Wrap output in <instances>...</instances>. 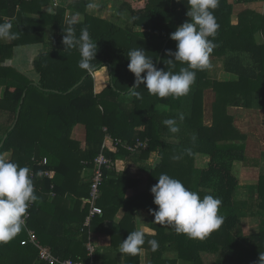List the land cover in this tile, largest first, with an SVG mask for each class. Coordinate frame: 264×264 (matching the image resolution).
Returning <instances> with one entry per match:
<instances>
[{
    "label": "trees",
    "instance_id": "16d2710c",
    "mask_svg": "<svg viewBox=\"0 0 264 264\" xmlns=\"http://www.w3.org/2000/svg\"><path fill=\"white\" fill-rule=\"evenodd\" d=\"M92 1L61 0L55 6L53 0H0V23L11 22L12 31L17 34V39L9 43L0 40V83L4 85L0 117H5L0 125L6 126L0 137V155L13 151L11 161L31 170L40 199L31 205L28 226L36 232L39 244L61 259L89 261L86 244L90 234L105 232L109 244L104 251L96 247L95 261L141 264V253L121 254L120 245L130 232L137 230L136 211L145 208L149 212L158 207L150 189L158 183L159 175L166 173L198 192L201 198L209 194L219 197L220 214L225 219L218 230L204 239L189 238L174 227L155 221L154 233L144 232L143 248L149 253L150 264H259L260 256H264V168L256 185L258 209L255 214L253 211V216L260 219L259 231L242 237L240 224L246 214L245 204L235 198L240 186L235 165L248 160L247 135L234 125L229 108L264 109V42L257 39L258 33L264 35V13L247 9L233 23V1L220 0L214 10L220 27L214 38L216 47L210 54L211 67L217 63V56H224L222 69L234 79L220 81L209 68L196 72V82L187 96L158 98L141 84L137 91L142 98L138 99L129 93L135 77L128 69V52L144 48L157 67L164 49L158 69L178 72L186 67L179 62L174 67L169 65L167 59L174 58L166 56V50H176L170 34L189 19L188 0H111L119 3L120 18L130 15L132 25L124 26L89 12ZM69 28L77 37L81 29L87 28L97 43L93 72L107 67L110 76L109 84L99 93L95 91L93 72L89 74L78 67L79 51L65 49L62 43ZM36 43L44 44L34 61L38 80L30 79L18 67L4 64L14 48ZM209 88L215 92L212 126L204 123V91ZM20 106L18 121L11 129ZM185 107L189 113L185 114L180 131L170 133L162 121L176 117ZM78 124L85 126L87 133L83 145L72 138ZM107 135L130 145L148 140V146L137 152L119 143L117 153H107L112 159L132 157L136 162L148 163L159 150L162 160L155 168L147 169L145 165L132 170L130 176L105 169L98 201L103 213L95 215L88 227L84 222L90 211L87 199L92 170L88 172L87 168L94 166ZM193 135L197 137L195 142ZM174 156L180 159H173ZM204 158L208 160L202 163ZM253 162L258 166V159ZM143 172H147L146 177ZM142 180L147 182L146 189H140ZM129 188L134 189L132 196L126 195ZM121 208L125 215L120 222L112 223ZM27 238L23 228L13 240L0 244V264H47L39 259L38 247L22 244ZM149 239L158 241L157 251L151 250Z\"/></svg>",
    "mask_w": 264,
    "mask_h": 264
},
{
    "label": "clouds",
    "instance_id": "9594fccd",
    "mask_svg": "<svg viewBox=\"0 0 264 264\" xmlns=\"http://www.w3.org/2000/svg\"><path fill=\"white\" fill-rule=\"evenodd\" d=\"M219 4L220 0H188L189 19L170 34L171 40L176 42V50H166V56L174 58L167 59L169 65L174 67L175 62L186 65L178 72L158 69L154 59L146 55V50L142 47L128 52V69L135 77L134 85L129 90L131 95L142 98L137 91L141 84L150 95L158 98H180L190 93L196 82V72L211 68L210 54L216 47L214 38L220 27L214 10ZM88 7L92 9L95 5L89 3ZM12 29L11 22L0 23V40L17 39V34ZM62 43L65 49L79 51L80 69L89 74L94 71L97 43L93 41L87 28L81 29L79 37L69 28ZM142 73L145 75L142 76ZM184 120L185 114L180 112L176 117L163 120L162 124L170 133L176 134ZM196 139L193 135L192 141L195 142ZM185 151L190 153V149ZM173 159H180V156H174ZM150 191L154 197L153 203L158 206L156 209H149L154 221L174 227L177 233L189 238L204 239L224 223L225 218L220 214L222 200L219 197L209 194L201 198L198 192L189 190L180 180L166 173L159 175L158 183ZM39 199L35 193L31 170L0 155V244L10 242L23 230L30 205ZM145 243L144 231H132L122 241L120 252L135 256L144 251ZM147 244L154 252L159 248L156 239L147 240ZM259 264H264V256H260Z\"/></svg>",
    "mask_w": 264,
    "mask_h": 264
},
{
    "label": "crops",
    "instance_id": "0c3cea01",
    "mask_svg": "<svg viewBox=\"0 0 264 264\" xmlns=\"http://www.w3.org/2000/svg\"><path fill=\"white\" fill-rule=\"evenodd\" d=\"M62 1H67V0H62ZM70 1H73V0H70ZM70 1H68V2H70ZM99 1L100 0H94V2L92 1V3L94 5H97L99 3ZM231 1L234 2V8H233V14L234 15H232V22L233 23H237V21L234 20V16H236L238 18L239 13H241L242 11L247 10V9H252V10H254L256 12L264 13V9L259 10V9L256 8V6H258V5H262L263 8H264V0H256L254 2H241V3H237L236 0H231ZM88 11L91 12L90 8L88 9ZM96 15H98V14H96ZM125 15H127V14H125ZM123 18L127 19L128 17H123ZM5 42H8V41H5ZM27 46L34 47V49L37 52V49H40V48L42 49L43 48V43L23 45L24 48H26ZM23 47H21V49ZM38 53L39 52H37L36 55H38ZM219 57H220L221 60L225 58L224 56H219ZM219 57L217 56L218 59H219ZM11 59H13V58L11 57L7 61H11ZM216 62L218 63L217 60H216ZM212 63H214V61ZM217 63H214L215 66L216 65L217 66L215 67L214 64H213L211 69H218L219 65ZM213 75L215 77H217L218 80H220V81H229V80H232V79L235 78L234 75L224 71L223 69L219 70L218 74H214L213 73ZM2 83L3 82L1 81V83H0V97L2 96L3 88H4V85ZM105 87H103V88H105ZM214 100H215V92H214V90L212 88L206 89L204 91V123L207 126H212L213 125L212 104H213ZM206 110H208V113H210V115H207V117H206ZM229 114L234 116V125L243 134L247 135V139L245 141L246 142L245 143L246 144L245 153H246V155L248 157V160H247L246 163H244V162L240 163V164L236 163L235 172L238 174V177L240 179H241V177H240L241 174L240 173L242 172V170L244 171V174H245L243 176V178L249 177L247 175V173H254V174L257 173V176H256L257 178L255 180H253L251 182V184H247V185L244 186V184L240 183L239 196H240L242 191H243L242 192L243 194H246L247 190L251 191V189L253 188L252 189L253 195H254L253 197L256 198L257 197L256 185H257V183L259 181L260 173H261L262 169L264 168V160H262V155H263V152H264V109H253V108L249 109V108H244V107L231 106L229 108ZM243 126L244 127H248L249 129H254V128L255 129L259 128V129L258 130H252L251 132H249V131H246L245 129L243 130L242 129ZM5 130H6V126L0 125V137L3 136V134L5 133ZM258 151H259V154L257 153ZM3 156H5L6 158L11 160L12 156H13V151L5 152L3 154ZM157 158H159V157L157 156ZM253 159H258V166L253 165V163H254ZM125 160H127V158ZM125 160L123 158L119 159V161H118V164H120V169L119 170H120V172L126 173V174H128V176H130V175H132V170L135 171L136 169H139V168H137V167L135 168V166L131 167L130 164L127 167V162ZM129 160H130L131 164L132 163H134V164L138 163L132 157H129ZM139 163H141V162H139ZM245 166H247V167H245ZM119 170L117 169V171H119ZM143 174H144V172L142 173V176H143ZM142 182H143V180H142ZM144 182H145V184H144ZM144 182L141 184L142 186L140 187V189H146L147 182L146 181H144ZM251 186H252V188H251ZM135 190H138V189L136 188ZM133 194H134V189L133 188H129L127 190V192H126L127 196H132ZM247 196H248V199H252L250 197L251 195H247ZM123 215H125V209L121 208L119 210V212L116 214L115 218H114L115 221L112 222V223L120 222L121 219L123 218ZM254 217L255 218L253 219V222H255L257 220L256 221V225H254L253 231H251L249 233V235L251 233H255V232L259 231L260 219H259V217L257 218V216H254ZM135 221H136L135 225H136L137 230H142V231L147 232V233H154V230L152 229V225H153V223H155L154 216L152 214H150V212H148L145 208H140V209H138L136 211ZM107 225L110 226L111 222H108ZM142 225H144L143 227H145L144 230H143ZM171 228H173V227L171 226ZM146 229H148L149 231H146ZM241 236L244 237L243 233H241ZM245 237H247V236H245ZM90 238L94 242V245L97 248H99L101 251H104V250L107 249L106 246H108L109 241H110V238H109L107 233L95 231V232L90 234ZM121 257H122V255L119 254L118 258L121 259ZM98 262L100 264H103L102 260H100ZM184 263L185 262L180 261L178 264H184ZM141 264H150L149 253L145 249H144L143 252H141Z\"/></svg>",
    "mask_w": 264,
    "mask_h": 264
},
{
    "label": "rangeland",
    "instance_id": "374dc122",
    "mask_svg": "<svg viewBox=\"0 0 264 264\" xmlns=\"http://www.w3.org/2000/svg\"><path fill=\"white\" fill-rule=\"evenodd\" d=\"M68 1H70V0L64 1L63 3H66V2L69 3ZM256 8L259 9V10L264 9L262 5H258V6H256ZM118 10H119V3H113V1H111V0H100L99 3L97 5H95L94 8L90 9V11L92 13L98 14L99 16H101L103 18H107L108 20H113V21H115V23H119L121 26H124V25H127V24L128 25H132V19H131L130 15H128L129 17L127 15H125L124 17H128V18L127 19L126 18L122 19V18H120V15L117 14ZM234 20L238 21V18L236 16H234ZM135 29L139 30L141 28L135 27ZM257 39H258L259 42H264V35L261 34V33H258L257 34ZM9 42L10 41H8V43ZM21 47H23V46H19L18 48H14L13 55L10 56V57H5L4 64L12 65L15 68L18 67V68H20V71L22 73L27 74L30 79L32 78L34 80H38L39 79V74L35 71L34 60L38 59V55H39V53L41 51H43V48L42 49L41 48L37 49V52H39V53H38V55H36L37 52L34 49V47L27 46L26 48L23 47L22 49H21ZM43 47H44V44H43ZM11 57L13 59H11V61H7ZM217 60H218L217 64L219 65V68L218 69H211V71H210L211 73L218 74L219 70H221L223 68V66H222L223 65V59L221 60L220 57H219V59L217 58ZM99 72H101L100 75H99ZM93 76H94L95 82H96L95 83V91H97L99 93V92L102 91L101 89L103 87L107 86L109 84V82H110V76H109L108 68L104 67V68H102V69H100L98 71L93 72ZM182 112L184 114H188L189 113L188 108L185 107V109H182ZM207 115H210V113H208V110H206V117H207ZM4 119H5V117L2 115L0 117V120H4ZM141 127L144 129V126H141ZM242 129L243 130L245 129L246 131L251 132L252 130H258L259 128H257V129H255V128L254 129H249L248 127H244L243 126ZM86 134L87 133H86L85 126H83L81 124H78V125H76V127L72 131V135H73L72 138L76 139V140H79L80 142H82V145H83V144H85ZM158 152H159V150H157L156 153L153 154L150 159H148L149 160L148 163H139L138 162L137 164H134V163L131 164L129 158L126 157L127 160H125L126 158H123V159L127 162V167H128L129 164H130L131 167L135 166V168L136 167L140 168V167L146 165L145 167H148L147 169H151V168H155L158 165V163H160L161 160H162L161 159L162 157L159 156ZM257 153L259 154V151ZM157 156L159 158H157ZM207 160H208L207 158H204V160H202V163L206 162ZM245 167H247V166H245ZM92 168L93 167L87 168L88 172H91V170L93 172ZM117 169L118 170L120 169V164L117 165ZM92 172H91V174H92ZM146 173H144L143 176L146 177V175H147ZM240 174H241L240 183L244 184V186L247 185V184H251V182L257 178L256 177L257 173H255V174L254 173H247V175L249 176L247 178H243V176L245 175L243 170H242V172ZM251 188H252V186H251ZM252 189H251V191L247 190L246 194H243L242 193L243 191H242L240 196H239V191H238L237 194L235 195V198H236L237 202H238V200H240L242 203L245 204V207L243 209H244V213L246 214V216L242 219L241 228H240L241 232L244 235V237L248 236L249 233L251 231H253V227H254V225H256V221H257L256 220L255 222H253V219L255 218L253 216V211H254V214H255V212L258 209V207L255 206L257 201H258V199L253 197L254 195H253ZM247 195H251L250 197L252 199H248ZM143 226L144 225H142V227ZM166 226H169V225H166ZM144 229H145V227H143V230ZM146 231H149V230L146 229Z\"/></svg>",
    "mask_w": 264,
    "mask_h": 264
},
{
    "label": "built area",
    "instance_id": "2783aa9c",
    "mask_svg": "<svg viewBox=\"0 0 264 264\" xmlns=\"http://www.w3.org/2000/svg\"><path fill=\"white\" fill-rule=\"evenodd\" d=\"M55 6H59L61 0H53ZM122 143L120 140L116 141L110 135H107L104 142L101 145V150L99 154L94 159V166L91 178V185H90V195L87 199V203L90 204V211L87 215L84 226H90L91 221L95 215L102 214L103 209L101 206L98 205V201L101 198L102 191L101 185L104 180V171L105 169H117L119 159H112L107 153L113 152L117 153L119 151L118 145ZM124 147H126L131 152H137L141 148H146L148 146V140L137 141L135 144L130 145L126 143H122ZM47 162V159L44 158L43 164ZM87 163L86 161H84ZM43 174L51 176L49 171H44ZM31 205L28 209V215L25 218V226L26 232L28 234V238L22 241V244H33L39 248V259L46 262L47 264H100L99 262L95 261V251L96 246L94 242L90 238L87 242L86 246L89 252L90 260L83 261V260H72V259H61L57 257L50 248L46 246H42L38 242V237L36 232L28 226L29 219L31 217L30 213Z\"/></svg>",
    "mask_w": 264,
    "mask_h": 264
},
{
    "label": "water",
    "instance_id": "95a60500",
    "mask_svg": "<svg viewBox=\"0 0 264 264\" xmlns=\"http://www.w3.org/2000/svg\"><path fill=\"white\" fill-rule=\"evenodd\" d=\"M164 48H165V47H164ZM163 50H164V49H163ZM163 50H162V53H161L160 56H159V60H158V64H157V68H159V66H160V62H161V58H162V54H163ZM25 95H26V93L23 94V98H22L21 103H23L24 98H25ZM20 110H21V106L19 107L18 114H17V118H16V121H15L13 127L15 126V124H16L17 121H18ZM13 127H12V128H13ZM12 128H11V129H12ZM6 137H7V135H5L4 141H5ZM4 141H3V142H4ZM1 146H2V144H1ZM1 146H0V147H1Z\"/></svg>",
    "mask_w": 264,
    "mask_h": 264
}]
</instances>
